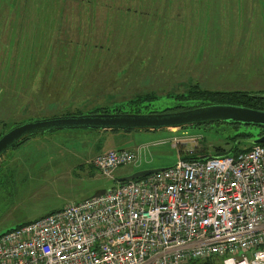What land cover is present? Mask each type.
<instances>
[{"label":"rangeland","instance_id":"1","mask_svg":"<svg viewBox=\"0 0 264 264\" xmlns=\"http://www.w3.org/2000/svg\"><path fill=\"white\" fill-rule=\"evenodd\" d=\"M103 2L106 7L93 8L89 27L76 19L60 22L47 6L37 7L39 0L38 4L34 0H0V76L17 58L9 52L11 61H6L9 56L2 50L3 45L12 43L10 30L14 41L20 39L19 45H40L43 39L45 46L51 43L56 50L69 43H88L83 40L85 35L96 48H105L94 52L95 65L88 68V53L78 56V68L71 66L76 76L62 88L70 98L67 102L57 100L53 108L45 107L39 97L42 82L49 84L52 93L61 92L60 83L70 66L60 71L56 58H35L33 80L16 67L13 79L23 80L17 88L9 82L0 86L4 87L0 89V121L27 122L75 111L87 115L98 106L114 107L134 96L150 94L157 99L144 106L160 112L193 105L177 97L194 86L202 91L264 93V0ZM9 15L10 20L2 23ZM19 45L17 53L21 52ZM50 53L49 49L45 56ZM21 58L16 66H23ZM65 60L71 63L72 53ZM47 67L55 68L53 81L42 77ZM25 106L29 108L22 111L20 107ZM124 111L134 112L130 108ZM244 130L218 122L169 131H133L123 137L88 129L30 137L0 159V236L113 189L119 178L170 168L179 155L201 152L215 157L218 150L229 149L232 138ZM136 148L142 149L139 167L119 168L112 180L88 164L99 151Z\"/></svg>","mask_w":264,"mask_h":264},{"label":"built area","instance_id":"2","mask_svg":"<svg viewBox=\"0 0 264 264\" xmlns=\"http://www.w3.org/2000/svg\"><path fill=\"white\" fill-rule=\"evenodd\" d=\"M156 146V145H154ZM118 149L88 164L139 167ZM189 154H193L189 152ZM264 264V148L178 161L0 236V264Z\"/></svg>","mask_w":264,"mask_h":264},{"label":"trees","instance_id":"3","mask_svg":"<svg viewBox=\"0 0 264 264\" xmlns=\"http://www.w3.org/2000/svg\"><path fill=\"white\" fill-rule=\"evenodd\" d=\"M38 0H34L35 4L37 3ZM39 0V4L37 7H43L47 6L46 8H49L52 10L53 15H57L58 19L66 21L68 19H76L79 20L82 25L92 27V20L93 19V14H94V7H98L99 9H102L103 7H106L104 5L103 0ZM61 7H64V11L59 10ZM38 13L40 14L41 12L38 10ZM11 15L7 16L2 23H6L7 21L10 20ZM109 24V23H108ZM111 25V24H109ZM111 27V26H108ZM4 29V28H3ZM74 29V28H73ZM35 30V29H34ZM3 31V30H2ZM33 31V30H32ZM122 31V28H121ZM11 34L8 35L9 41L12 40V43L8 45H3L2 50L7 51V55L9 56L6 61L10 62L11 61V56L9 55V52L11 54H17V58L15 59L14 63L12 65H9L6 69V73H3L0 76V86L3 83H10V86L13 88H17L20 85V82L23 80H20L19 78L13 79V74L15 72V68L17 67L18 69L22 70V74L27 77V79L31 76L33 80L34 79V74H37V61L35 58H41V59H57V63L59 64L60 71H62L65 66H70L69 72L67 74V77L64 79L63 82H61L60 86L58 83H56V87H60L62 90L65 89L64 86H68V82L71 80H74L75 78V73L72 70L71 66H75L78 68V62L79 58L78 57L81 53L83 54L88 53L87 62L86 66L87 68L95 65V62L92 59V55H95V51H100L104 50L105 48L103 46H94L92 43V40L88 38L87 36L83 35V40L88 43H82V45H79L77 43H69L62 49L57 48L56 50L53 49L51 43L45 46L43 39L41 40V44H28L25 45V43H22L19 45L20 39L17 41H14V33L13 30H10ZM18 34L19 31H18ZM109 34H112L110 31ZM34 38H36V35H34ZM109 43V41H107ZM18 45L21 49V52L19 53L22 55V58L20 61L23 62V66L19 67L16 66L15 63L19 60L20 55L18 56L17 49ZM1 47V46H0ZM13 50H12V49ZM51 50V53L48 57L45 55L47 52ZM110 49V48H109ZM107 52L109 51L108 49L106 50ZM72 53V60L71 63H68L65 60V56L68 54ZM110 53V52H109ZM45 59V60H46ZM5 68V66H4ZM49 71V75L47 76V72ZM55 68L54 67H47L44 69L42 72V77H46L47 80L53 81L55 77ZM10 78V79H9ZM46 81V79H45ZM44 87H41L39 97L42 99L43 104L45 107L53 108L55 102L59 100L60 102H67L70 98V95L68 93H64L62 90L59 93H52L49 90V84L46 82H42ZM0 89H4V87H0ZM73 90V88H71ZM3 92V91H2ZM254 95H260L257 97H254ZM178 100L180 101H191L193 105L191 106H185V107H174V108H166L163 111L157 112V111H150L146 108L145 103L150 102V101H155L157 97L153 94L150 95H137L134 96L132 99L125 101L124 103L114 106V107H107V106H98L97 108H94L91 111H88L87 114H121V113H128L124 111L125 108H130L133 109L134 112L130 114H148V113H167V112H180V111H186V110H191L194 108L202 107V106H207V105H230V106H239V107H244V108H249V109H254V110H259V111H264V93L263 94H250L247 92H213V91H202L198 86L192 87L186 95H183L182 97H177ZM29 108L28 106L20 107L22 111L26 110ZM64 115H81V112L75 111L74 113L70 112H64L59 114L58 116H64ZM32 118V117H31ZM34 120V119H32ZM31 120V121H32ZM30 121V120H29ZM24 123L22 121L19 122H13V123H7L4 120L0 121V136L7 132L10 128L14 127L15 125ZM7 124L10 125V128H7ZM235 128H240L243 127L245 130L236 134L232 138V146L230 144V148L226 150H218L216 152L215 157H224V156H229V155H237L239 153L247 152L249 151L252 146L250 144H247L245 141L257 138L259 136L264 135V128H257V127H244L240 125L234 126ZM105 134L108 136L111 134L112 136L115 137H123L125 136L126 133H131L127 131H103ZM29 139V138H28ZM20 142L17 144L15 147L21 145L23 142L26 140ZM236 141H240L239 144H236ZM235 142V144H234ZM264 148V144H261ZM14 147V148H15ZM101 152L99 151V154ZM98 155V154H97ZM178 158H180L183 161H196V160H206L208 158H211V156H207L205 154H202L201 152L198 153H193V154H186V155H179ZM117 185H119L117 183ZM51 214V213H50ZM188 264H221L220 258L213 257L204 261H190Z\"/></svg>","mask_w":264,"mask_h":264},{"label":"water","instance_id":"4","mask_svg":"<svg viewBox=\"0 0 264 264\" xmlns=\"http://www.w3.org/2000/svg\"><path fill=\"white\" fill-rule=\"evenodd\" d=\"M260 95H254L257 97ZM264 128V111L230 105H207L173 113L64 115L27 121L10 128L0 136V159L17 144L33 136L63 130L160 131L185 129L208 123ZM251 146L264 144V135L246 140ZM240 141H236L239 144ZM167 168L147 169L119 178L118 184L137 181L159 174Z\"/></svg>","mask_w":264,"mask_h":264},{"label":"crops","instance_id":"5","mask_svg":"<svg viewBox=\"0 0 264 264\" xmlns=\"http://www.w3.org/2000/svg\"><path fill=\"white\" fill-rule=\"evenodd\" d=\"M98 154H99V153H98ZM56 211H57V210H56ZM54 212H55V211H54ZM52 213H53V212H52ZM40 218H41V217H40ZM37 219H39V218H36V219H34V220H32V221H35V220H37ZM32 221H31V222H32ZM28 223H29V222H28ZM22 225H23V224H22Z\"/></svg>","mask_w":264,"mask_h":264},{"label":"flooded vegetation","instance_id":"6","mask_svg":"<svg viewBox=\"0 0 264 264\" xmlns=\"http://www.w3.org/2000/svg\"><path fill=\"white\" fill-rule=\"evenodd\" d=\"M167 113H173V112H167ZM234 144H235V142H234ZM231 146H232V145H231ZM231 146H230V147H231Z\"/></svg>","mask_w":264,"mask_h":264}]
</instances>
